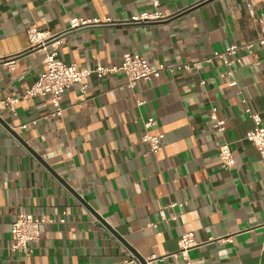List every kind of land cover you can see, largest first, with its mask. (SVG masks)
Here are the masks:
<instances>
[{"label":"crops","instance_id":"crops-1","mask_svg":"<svg viewBox=\"0 0 264 264\" xmlns=\"http://www.w3.org/2000/svg\"><path fill=\"white\" fill-rule=\"evenodd\" d=\"M143 12L168 17L69 32L59 57L112 67L137 52L152 65H196L133 89L122 71L93 73L86 94L67 88L60 117L46 97L21 99L16 115L0 108V264H123L127 248L156 256L153 264H180L173 254L183 232L198 242L193 264H264V159L245 138L247 106L264 125V47L232 55L231 75L221 60L206 61L257 37L264 0H0V60L10 62L0 61V101L23 94L45 68L50 47L30 49L29 25L55 34L72 17L126 21ZM213 107L223 132L212 126ZM150 116L151 133L163 134L157 153L142 140ZM224 140L233 168L218 155ZM21 212L54 220L28 256L11 248Z\"/></svg>","mask_w":264,"mask_h":264},{"label":"built area","instance_id":"built-area-1","mask_svg":"<svg viewBox=\"0 0 264 264\" xmlns=\"http://www.w3.org/2000/svg\"><path fill=\"white\" fill-rule=\"evenodd\" d=\"M153 2L158 4V0H153ZM249 13L254 17V10H249ZM167 17L168 16L157 12H143L139 15L132 16L126 21L114 20L110 17L103 20L99 18L84 19L80 17H72L69 20L68 27L62 32L55 34H44L36 25H29L26 28V33L29 37L30 49L50 47V51H48L43 58L45 68L31 86L23 92V94L20 96L7 97L4 100H1L0 108L7 109L12 112V114L16 115V105L21 99L46 97L52 108L50 115L52 117H60L65 109L62 102L64 92L67 88L73 85H78L80 92L86 94L89 88L88 79L93 73L106 74L122 71L126 75L125 86L128 89H133L137 82L159 78L163 71L174 73L181 69L190 70L192 65L196 64L182 63L167 65L165 63H159L152 65L148 62L145 56L137 52H125L120 64L112 67L104 65H96L93 68L81 67L77 64L66 63L59 57V47L62 38L69 32L92 26L158 21ZM256 20L258 24V33L253 41L242 45L232 44L224 51L214 52L211 57L206 58V61L211 62L214 58L221 60L229 67L226 74L231 75V65L233 63V60L231 59L232 55L237 54L241 49H251L254 45L264 47V13H261ZM0 61L7 65L10 64L9 60H5V58ZM201 83H203V81ZM228 83L229 85L234 86L237 82L235 79H231ZM143 103V100L138 101V104ZM245 112L253 122V127L246 133L245 138L254 144L260 156L264 159V125L262 122V114L259 111L252 110L249 106L245 108ZM210 117L213 128L219 132H223L225 130V120L217 116L215 107L212 108ZM134 122H138V120L135 119ZM155 125L156 119L154 117L150 116L143 121L145 132L142 135V140L148 145L151 153L158 152L161 140L163 139V134L151 133V129ZM23 127H25V125ZM217 150L223 167L233 168L236 165L229 142L225 140L220 142L217 146ZM182 204V202H175L172 203L171 206H182ZM64 215L65 212L63 211V217L60 218L59 222H65ZM53 222V219H50L45 215L37 216L28 212L17 214L11 224L13 241L11 246L12 250L28 256L32 252V244L40 239L42 226ZM197 243L198 242L195 240L192 232H183L180 235L178 240L179 249L173 254L174 256H181L180 264H193L189 252L197 245ZM156 259V256H150L141 260L133 250L127 248L123 264H153Z\"/></svg>","mask_w":264,"mask_h":264},{"label":"water","instance_id":"water-1","mask_svg":"<svg viewBox=\"0 0 264 264\" xmlns=\"http://www.w3.org/2000/svg\"><path fill=\"white\" fill-rule=\"evenodd\" d=\"M30 151H31V153H33V154H35L34 152H32V150L30 149ZM73 191V190H72ZM109 229H110V227L107 225V224H105ZM141 260H143L142 258H140Z\"/></svg>","mask_w":264,"mask_h":264}]
</instances>
